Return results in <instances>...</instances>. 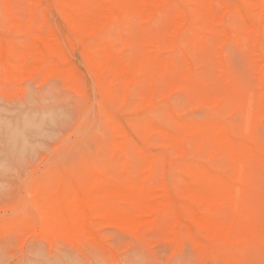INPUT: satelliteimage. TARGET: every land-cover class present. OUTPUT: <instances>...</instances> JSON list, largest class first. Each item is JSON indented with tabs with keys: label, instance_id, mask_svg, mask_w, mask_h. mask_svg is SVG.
<instances>
[{
	"label": "rangeland",
	"instance_id": "obj_1",
	"mask_svg": "<svg viewBox=\"0 0 264 264\" xmlns=\"http://www.w3.org/2000/svg\"><path fill=\"white\" fill-rule=\"evenodd\" d=\"M138 1L0 0V264H264V0Z\"/></svg>",
	"mask_w": 264,
	"mask_h": 264
},
{
	"label": "bare ground",
	"instance_id": "obj_2",
	"mask_svg": "<svg viewBox=\"0 0 264 264\" xmlns=\"http://www.w3.org/2000/svg\"><path fill=\"white\" fill-rule=\"evenodd\" d=\"M143 1H144L145 3L147 2V0H142V2H143ZM251 1H252V0H251ZM138 2L140 3V0H139ZM258 2H259V1H258ZM207 3H210V0H209ZM219 3H220V2H219ZM210 4H211V3H210ZM210 4H208V6H209ZM259 4H261V3H259ZM262 4H264V1H263ZM140 5H141V4H140ZM220 5H221V4H220ZM113 6H114V5H113ZM223 6H224V5L222 4V5H221V8H222V9L220 8L221 10H225V9H227L226 6H224L225 9L223 8ZM114 7H115V6H114ZM143 7H144V6H143ZM209 7H210V6H209ZM244 7H246V6H244ZM110 8H112V7H110ZM228 8H229V7H228ZM75 9H76V8H75ZM216 9H217V8H216ZM245 9H246V8H245ZM103 10H106V9L104 8V9H102V11H103ZM56 11H57V10H56ZM41 12H42V10H41ZM84 12H85V11H84ZM104 12H106V11H104ZM104 12H102V13H104ZM149 12H151V11L149 10ZM221 12H222V11H220V14H221ZM247 12H248V11H247ZM247 12H246V13H247ZM104 14H105V13H104ZM248 14H249V12H248ZM102 15H103V14H102ZM99 17H100V16H99ZM221 17H222V15H221ZM246 17H247V16H246ZM260 17H262V16H260ZM247 18H248V17H247ZM182 19H183V18H182ZM241 19H242V17H241ZM257 19H258V18H257ZM260 19H261V18H260ZM183 20H184V19H183ZM10 21H11V20H10ZM178 21H180V20H178ZM178 21H177V24H178V23L180 24V22H178ZM184 21H186V20H184ZM242 21H243V19H242ZM252 21H253V20H252ZM243 22H244V21H243ZM250 22H251V21H250ZM253 22H255V21H253ZM256 22H257V21H256ZM259 22H261V21H259ZM251 23H252V22H251ZM245 24H246V23H245ZM247 24H248V23H247ZM252 24H253V23H252ZM93 25H94V24H93ZM250 25H251V24H250ZM256 25H257V24H256ZM263 26H264V25H263ZM250 27H252V26H250ZM248 28H249V27H248ZM261 28H262V27H261ZM262 29L264 30V28H262ZM255 31L257 32V34H255V36L258 37V36H259V35H258L259 32H258V28H257L256 26H255ZM223 32H225V31H223ZM36 33H37V32H36ZM38 33H39V32H38ZM34 34H35V33H34ZM47 34H48V33H47ZM261 34L264 35V32H263V33L261 32L260 35H261ZM225 35H226V34H225ZM263 35H261V36H263ZM41 36H44V34L41 35ZM45 36H46V35H45ZM45 36H44V37H45ZM46 37H48V36H46ZM50 37H51V36H50ZM258 39H259V37H258ZM253 40L256 41L257 39L255 38V39H253ZM90 42H91V41H90ZM96 44H97V43H96ZM0 46H1V45H0ZM65 47H66V46H65ZM23 50H24V49H23ZM24 51H26V49H25ZM67 51H68V50H67ZM22 52H23V51H22ZM0 53H1V52H0ZM61 56H62V55H61ZM1 57H2V55H1ZM3 59H4V58H3ZM47 59H48V58H47ZM3 62H4V60H3ZM5 62H6V61H5ZM32 64H33V65H26V66H27V67L30 66L29 68H31V67L34 66V68H35L36 65H35L34 63H32ZM109 67H110V66H109ZM29 68H27V70H28ZM7 69H8V68H7ZM8 70H9V69H8ZM126 71H127V70H126ZM30 72H31V71H30ZM94 72H95V71H94ZM95 74H96V73H95ZM101 77H102V76H101ZM130 77H131V76H130ZM131 79H132V78H131ZM81 83H83V82H81ZM93 84H94V83H93ZM92 86H93V85H92ZM92 88H93V87H92ZM151 91H152V90H151ZM92 92H93V91H92ZM93 109H94V108H93ZM93 114H94V113H93ZM93 114H92V115H93ZM92 115H91V116H92ZM92 117H93V116H92ZM222 125H223V124H222ZM152 127L155 128L156 126L153 125ZM158 128H159V127H158ZM75 130H76V129H75ZM85 131H86V130H85ZM163 131H164V130H163ZM112 139H113V138H112ZM126 140H127V139H126ZM242 141H243V140H242ZM115 142H116V140H115ZM129 142H130V141H129ZM116 145H117V144H116ZM123 148H125V147H123ZM251 148L254 149V147H251ZM252 149H251L250 151H252ZM253 151H255V150H253ZM256 152H257V151H256ZM252 153H253V152H252ZM254 153H255V152H254ZM253 155H254V154H253ZM238 165H239V164H238ZM91 166H92V165H91ZM127 167H128V166H127ZM239 167H241V166H239ZM203 169H204V168H203ZM96 174H97V172H96ZM98 176H99V175H98ZM100 176H101V174H100ZM131 176H132V175H131ZM94 179H96V178L94 177ZM131 185H132V184H131ZM110 186H112V185H110ZM113 186H115V185H113ZM113 186H112V187H109L110 189L107 187L108 190L111 191V188L113 189ZM115 187H116V186H115ZM107 188H106V189H107ZM117 188H120V187L117 186ZM117 188H116V189H117ZM118 190H119V189H118ZM112 191H113V190H112ZM155 194H157V193H155ZM159 194H160V193H159ZM238 196H239V194H238ZM227 198H228V197H227ZM223 200H224V199H223ZM216 201H217V200H216ZM146 203H147V202H146ZM170 208H171V207H170ZM158 210H159V209H158ZM158 210H157V211H158ZM103 212H104V211H103ZM194 213H195V212H194ZM108 214H109V213H108ZM108 219H109V218H108ZM143 219H144V218H143ZM148 219H149V218H148ZM61 220H62V217H61ZM144 221H145V220H144ZM60 223H61V222H60ZM62 223H63V222H62ZM62 223H61V224H62ZM152 223H153V222H152ZM233 230H234V229H233ZM232 234H233V233H232ZM234 236H235V235H234ZM237 239H238V238H237ZM204 242H205V241H204Z\"/></svg>",
	"mask_w": 264,
	"mask_h": 264
}]
</instances>
